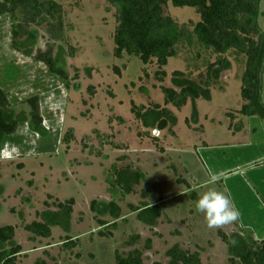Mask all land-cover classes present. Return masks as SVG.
<instances>
[{"label":"rangeland","instance_id":"1","mask_svg":"<svg viewBox=\"0 0 264 264\" xmlns=\"http://www.w3.org/2000/svg\"><path fill=\"white\" fill-rule=\"evenodd\" d=\"M50 1L57 7L51 8ZM38 4L40 15L20 5L13 14L0 16V88L8 95L9 110L25 123L23 120L31 116L27 100L37 95L43 98L45 121L53 128L48 121L53 114L59 125L55 131L60 132L58 146L51 152L46 149L45 155L25 160L20 156L22 151L16 149L10 158L13 144L5 146L0 154V225L16 226L14 243L22 246L16 264H117V253L127 256L135 248L143 252L146 264H172L166 252L174 245L200 251L202 264H231L229 246L219 231L236 242L242 224L238 221L209 229L203 214L196 211V200L191 198L193 191L199 195L206 190L199 188L191 176L196 172L192 161L200 144L199 103L189 100L181 109L166 105L162 88L179 90L173 81L177 70L199 85L210 75L214 99L204 100L203 108L223 113L230 106L232 112H240L245 102L241 92L247 57L234 48L221 55L198 43L192 47L184 43L177 57L162 68L156 59L145 65L136 56L117 58V11L107 0H38ZM260 4L264 11V0ZM164 14L190 30L200 20L196 9L171 3L164 7ZM259 24L264 32V16ZM14 26L20 27L16 38ZM50 55L68 75L66 80L36 59ZM220 57L230 63L216 78L209 65ZM155 104L169 108L175 123L164 130L157 125L146 127L134 108ZM194 105L198 110L196 120ZM206 113L211 115L208 110ZM257 118L260 120V116ZM71 129L75 139L67 146L61 141ZM113 164H117L123 181L134 188L128 195L119 193L122 218L117 228L100 223L113 220L106 182ZM138 170L146 175L139 182L135 179ZM70 198L75 204L68 227H52L48 238H34L25 229V225L39 220L38 212L57 210V202ZM93 202L97 211L92 209ZM146 203H159L163 215L154 219L145 213L140 219L142 210L133 208ZM135 235L139 239L130 244ZM68 238L76 245L67 247ZM10 246L0 245V251ZM235 250L239 252L242 247L237 245Z\"/></svg>","mask_w":264,"mask_h":264},{"label":"trees","instance_id":"2","mask_svg":"<svg viewBox=\"0 0 264 264\" xmlns=\"http://www.w3.org/2000/svg\"><path fill=\"white\" fill-rule=\"evenodd\" d=\"M117 11V27L114 35L115 50L117 58L124 55L136 56L148 65L155 59L160 68L168 65L171 58L177 57L179 46L187 43L194 46L196 43L215 52L224 55L230 49H235L237 53L247 57V69L243 75L242 97L247 101L241 109L245 115H258L264 117V103L262 100L263 77H264V32L259 24V18L264 16L261 8V0H107ZM171 3L175 7H191L196 9L200 15V20L194 25L192 30L185 24H179L172 16L164 14V7ZM23 5L30 8L35 15H40L38 0H5L0 1V16L3 14H13L18 6ZM51 8L57 7L53 1L49 2ZM19 26L13 27V36L19 35ZM15 47H19L17 42ZM28 53V52H26ZM44 61L49 69L61 76L64 80L68 78L66 72L58 66L52 56L36 57ZM227 58L220 57L215 63L209 65L210 72L219 76L222 67L229 65ZM217 65L220 68L215 69ZM120 73L119 68H116ZM164 73V72H163ZM211 76L208 80L199 85L184 77V72L177 70L173 73V81L179 90L172 87H163L165 104H173L178 109L187 105L189 100L196 102L199 99L211 100ZM31 106L30 119L23 122L29 124L30 129L39 135L46 137L51 132L46 126V121L41 111V99L39 96H32L27 100ZM10 100L7 93L0 88V142L18 131L21 119L12 115ZM138 119L142 120L146 127L157 125V129L164 130L170 124H174L176 117L172 115L167 107L155 104L152 107L143 106L134 108ZM193 117L196 120L198 110L194 105ZM74 129H71L62 138L61 143L70 145L74 140ZM106 157V156H105ZM258 165V164H257ZM22 166V165H20ZM106 182L108 192L111 194V202L108 209L113 220L109 223L100 220L102 226L117 228L118 220L122 218L121 208L117 203L120 191L122 195H128L134 191L131 184L123 181V175L118 170L117 164H113ZM117 175V176H116ZM146 175L143 171L136 172L137 182L144 180ZM191 198L197 200L198 194L191 193ZM162 201V200H161ZM48 204V203H47ZM75 199L70 198L64 202H57V210H44L38 212L39 220H35L25 225V229L34 235L33 237L48 238L52 235V227L64 226L73 212ZM92 209L97 211V203H92ZM134 211L142 212L138 215L141 219L145 213L150 214L154 219L163 215L162 207L157 204H144L142 208H133ZM103 234L104 232H100ZM111 235V232L104 233ZM220 236L229 246L231 253V264H264V240H260L255 233L249 229H240L236 235L235 242L223 231H219ZM16 236V226L12 224L0 225V245L10 244V247L0 251V264H16L18 255L22 252V246L14 243ZM133 241L139 239L138 235L132 236ZM147 247H151L150 240ZM76 245L71 238H68L66 246ZM242 247L239 252L236 246ZM172 260V264H202L200 251L185 250L179 245H174L166 252ZM117 264H146L143 252L135 248L127 256L120 253L116 255ZM152 264H164L155 261Z\"/></svg>","mask_w":264,"mask_h":264},{"label":"crops","instance_id":"3","mask_svg":"<svg viewBox=\"0 0 264 264\" xmlns=\"http://www.w3.org/2000/svg\"><path fill=\"white\" fill-rule=\"evenodd\" d=\"M213 99L214 96L209 101ZM204 100H197L200 112L197 139L200 144L197 145V158L192 161L196 172L189 175L196 179L197 186L201 188L209 179V171L216 174L218 180L214 186L230 197L241 214L239 221L242 226L251 229L258 239L264 240V164L256 163L258 159L264 158V119H256L258 115L242 114L243 106L239 109L240 112L234 113L231 111L232 107L228 106L223 113H213L211 107L203 108ZM262 100L264 103V77ZM42 103L43 98L41 107ZM246 103L247 101L244 102ZM206 110L211 115L204 114ZM50 119L48 121L54 127L45 123L53 129L48 137L33 132L28 123H20L18 131L0 143V154L8 144L15 146V149L9 147L8 157H14L12 155L18 149L22 151L20 156L25 160L34 155H45L43 152L46 149L48 152L55 149L60 138V132L55 131V128L59 125L53 114ZM212 126L216 128H211ZM3 162L2 160L1 164ZM20 167L22 169L23 165Z\"/></svg>","mask_w":264,"mask_h":264},{"label":"clouds","instance_id":"4","mask_svg":"<svg viewBox=\"0 0 264 264\" xmlns=\"http://www.w3.org/2000/svg\"><path fill=\"white\" fill-rule=\"evenodd\" d=\"M257 164H264V158L256 161ZM209 179L205 182L206 190L199 193L196 200V211L203 214L206 225L209 229L223 228L237 223L240 220V212L225 192L217 190L214 185L218 177L209 171Z\"/></svg>","mask_w":264,"mask_h":264}]
</instances>
